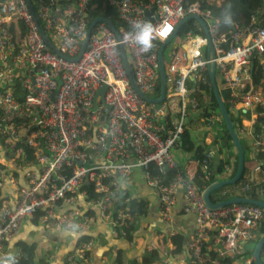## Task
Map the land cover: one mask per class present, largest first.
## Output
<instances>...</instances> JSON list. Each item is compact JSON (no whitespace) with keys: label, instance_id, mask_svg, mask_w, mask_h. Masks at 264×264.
Returning a JSON list of instances; mask_svg holds the SVG:
<instances>
[{"label":"built area","instance_id":"obj_1","mask_svg":"<svg viewBox=\"0 0 264 264\" xmlns=\"http://www.w3.org/2000/svg\"><path fill=\"white\" fill-rule=\"evenodd\" d=\"M91 1L31 0L36 19L27 0H0V261L20 255L21 248L11 254L7 244L19 234L23 221L38 212L43 213V226L51 230L88 231L93 220L90 208H97L113 229L127 225L129 214L114 217L112 206L122 189L121 179L141 168L159 192L160 214L166 221L173 218L180 190L184 212L194 217V232L185 242L183 256H172L169 244V250L162 253L164 264H223L222 260L252 264L254 245L264 234V207L242 202L210 209L193 177L179 170L175 156L188 112H204L200 116L207 126L223 119L215 111L205 115L193 95L200 90L210 64L206 56L209 39L201 25L195 20L201 33L193 29L183 36L178 33L166 46L167 92L161 103L145 100L133 87L120 46L126 49L139 88L148 97L158 98L160 45L187 16L198 15L206 23L216 55L219 90L228 96L227 109L252 113L238 129L252 135L258 159L245 181L230 191L231 197L252 198L257 186L264 190V129H255L257 109L264 113V90L247 89L246 80L256 54L264 52V15H254L249 24L236 23L230 33H223L212 11L199 1L104 0L116 6L124 23L117 29L120 36L140 20L151 21L160 32L169 31L143 52L132 43H120V37L100 22L85 52L76 59L90 25ZM43 33L63 55L48 45ZM105 83L108 88L102 102L96 95ZM213 156L211 149L205 154L207 175ZM150 163L161 171L176 169L174 180L159 184ZM86 186L92 188L94 197ZM80 201L88 205L87 211L79 206ZM92 241L69 254L68 264H80L76 258L87 261L85 250L92 247ZM261 258L264 261V247Z\"/></svg>","mask_w":264,"mask_h":264},{"label":"trees","instance_id":"obj_2","mask_svg":"<svg viewBox=\"0 0 264 264\" xmlns=\"http://www.w3.org/2000/svg\"><path fill=\"white\" fill-rule=\"evenodd\" d=\"M139 3H146L149 0H135ZM199 1L203 8L209 9L212 11L215 19L219 22L220 30L223 33H230L233 28L234 24L246 25L252 21L254 15L258 18H261L264 15V0H191ZM87 16L90 20H94L97 17H104L108 19L112 24L115 26L116 29L124 26V23L121 21L118 10L116 6L105 4L104 0H92L90 8L87 12ZM225 16L230 17V23L225 24L223 19ZM190 21V20H189ZM189 21L186 22L180 29L179 35L183 36L186 32L190 29H193L196 33H201L198 28H195V24L190 26ZM195 21V20H193ZM196 22V21H195ZM220 77L218 73H216V81L219 86ZM247 82V89H257L260 91L264 90V52L256 54L255 58L252 61L249 70V78L246 80ZM200 84V90L194 91L193 95L200 101V105L203 106L204 110H206L205 115H208L211 111H215L216 113H220L219 104L217 97L215 95V91L210 81V77L208 71L205 72V80ZM160 80L158 84V94H160ZM191 88L192 83H191ZM223 100L228 103V96L226 92L221 91ZM260 112L256 124L255 129L256 132L261 131L264 129V113L260 108L257 109ZM199 113V114H198ZM203 116L204 112H197L192 114V112H188V123L185 132L181 137V142L176 149H180L182 153L189 154L190 157L198 163L197 172L192 178V182L196 186L199 191H203L207 188L210 184L217 180H221L223 178H232L238 168V153L233 142V139L227 129L226 123L224 119H222V127L223 129L219 131V126L216 125L217 134L215 135V139L212 142V145H207L203 141L195 140L194 136L190 128L192 127L194 116ZM252 117V113L249 110L246 113L242 111L239 112L238 115L235 113L231 114L232 121L234 123L235 130L238 129V125L244 119H250ZM219 124V123H216ZM243 148H244V168L243 173L241 176L240 182L245 181L246 175L249 173L250 169L247 167V163L251 160V150L250 147L241 140ZM213 146L218 151L219 157L212 158L209 160V172L207 173L203 170V161L205 158V154L208 150ZM226 152L228 153V157L226 159L222 156V154ZM221 154V155H220ZM176 156V155H175ZM177 158V157H176ZM219 158V159H218ZM178 161V159H177ZM179 163V161H178ZM228 164L232 166V170L225 172V165ZM150 170L153 177L159 178V184H168L174 180L175 175L177 173L176 169H169L166 168L165 170L161 171L154 163H150ZM179 170L186 175V170L184 169V165L179 163ZM238 182L235 185H238ZM233 185H228L222 187L211 195V200L213 202H218L221 200H225L230 198L234 194L227 191L228 188L232 187ZM88 189V194L90 197H94V192L90 186H86ZM158 191V190H157ZM226 192V193H223ZM182 196L184 197L183 192H181ZM250 196L255 200H261L262 198L264 201V190L262 187L257 186L254 191L250 194ZM112 215L114 217L119 216L120 214L126 215L129 214L127 217V225H123L120 227L114 228L117 235L121 238H124L127 242L136 243L137 240L135 238V233L140 227L141 220L146 218L149 215L150 210V201L146 197H139L134 192L129 191L128 189H122L117 193L115 198V204L112 206ZM183 210V209H182ZM184 212V210H183ZM184 214H186L184 212ZM43 213L38 212L34 215L31 219L32 223L38 225L40 220L42 219ZM188 215V214H186ZM264 229V228H263ZM125 232V234H123ZM115 233V234H116ZM157 237L156 245L152 248H147L144 250L143 254L137 258H130L126 252L122 249H118L116 253L112 250H108L106 255L113 256L116 255L114 264H164L162 253L164 250H169V245L171 244V250L169 252L172 256L179 259L183 256L184 249H185V242L188 239V236L184 234L182 231H176L175 233H165L162 230H158L155 232ZM53 240H56L55 238ZM93 240L92 236L88 233L81 234L76 242L77 248H82L85 243L91 242ZM93 242V241H92ZM17 244L20 246L21 251L20 255L13 256L15 258V264H38L36 259V249H37V242H24L22 240L17 241ZM102 245H107V241L103 239L101 241ZM256 245V243H255ZM254 245V247H255ZM142 244L136 245V247H141ZM70 252L69 254H72ZM92 256V250H85V257L87 260L90 259ZM42 260V259H41ZM83 260H76V262L81 263ZM226 261V262H225ZM223 264H227L229 260H222ZM40 263L48 264L47 260ZM252 264H255L254 262Z\"/></svg>","mask_w":264,"mask_h":264},{"label":"crops","instance_id":"obj_3","mask_svg":"<svg viewBox=\"0 0 264 264\" xmlns=\"http://www.w3.org/2000/svg\"><path fill=\"white\" fill-rule=\"evenodd\" d=\"M190 89H193V87H190ZM193 119L192 127L188 128H190L192 135L195 137L194 139L197 141H203L207 145H212L217 132L223 129L222 124H216L219 126L218 131L216 130V125L207 126L201 116L196 115ZM244 121L246 124L248 120L245 119ZM238 130L245 135V138L250 140L248 141L242 137L251 150V160L247 163V167H249L251 171L256 165L258 159L256 156L259 151L256 153V148L252 145V135L244 129ZM210 149L214 151L213 158H216L217 156L219 157L218 151L215 147L213 148L212 146ZM175 155L179 163L184 165L186 174L190 177H194L197 172L198 163L193 160L189 154L182 153L180 149L175 150ZM222 156L226 158V156L228 157V153L224 152ZM231 168L232 167L229 165V169L225 172L231 171ZM256 175H258V173H256ZM121 185L124 189L134 192L139 197H146L150 201L149 215L141 220L140 227L135 233V238L137 240L136 243L127 242L124 238L119 237L115 230L101 219L99 210L97 208H90L89 213L93 216V220L90 224L89 230L83 233L72 230H51L45 228L41 220L38 225L32 223L31 219L34 216L26 218L22 223L19 234L7 244V250L11 254L19 252L20 246L17 244V241L19 240L28 243L37 242L36 259L38 264H43L40 263V261L43 262L44 260H47L49 262L48 264H68L67 256L70 252H74V250L77 249L76 242L78 237L81 234L88 233L93 238V245L90 248L92 250V256L89 260L82 261L80 264H114L116 255L113 254L112 257L106 255L108 250L112 248L116 253L118 249H122L130 258H139L145 249H150L156 245L157 237L155 232L158 230L170 234L175 233L176 231H182L188 236V238L193 234L195 228L194 217L189 214H184L182 210L185 199L181 194V192H183L182 190H180L177 204L173 208L172 220L166 221L160 214L159 192L154 186L147 182L141 168H135L131 176L122 178ZM231 190L232 187L228 188L227 191ZM79 206L84 211L88 210V205L83 201L79 202ZM54 238L56 240H53ZM103 239L107 241V245L101 244ZM139 244H142V246L140 248L136 247V245ZM76 259L78 260V258Z\"/></svg>","mask_w":264,"mask_h":264},{"label":"water","instance_id":"obj_4","mask_svg":"<svg viewBox=\"0 0 264 264\" xmlns=\"http://www.w3.org/2000/svg\"><path fill=\"white\" fill-rule=\"evenodd\" d=\"M29 3V7L31 12L33 13L34 17L37 19L36 17V13L33 9V5L31 3V0H27ZM149 15V14H147ZM189 20H196L202 27L203 29V33L204 35L209 39L208 45H207V49H206V56L207 58L210 60V64L208 67V74L210 77V81L211 84L213 86V89L215 91V95L217 97L218 100V104H219V109H220V113L222 115V118L224 119L227 129L233 139V142L235 144L237 153H238V168H237V172L236 174L232 177V178H225V179H221V180H217L215 182H213L212 184H210L207 188H205L202 192V197L204 202L206 203V205L212 209H218V208H222L228 205H232V204H236V203H249L252 205H258V206H262L264 207V201H260V200H255L252 198H248V197H230L227 198L225 200H221L218 202H213L211 200V195L213 192H215L216 190L228 186V185H234L237 184L240 180H241V176L243 173V168H244V164H245V160H244V148L242 145V142L239 138V136L237 135V132L235 130L234 127V123L232 121L231 118V114L232 111H230L229 109H227L225 102L223 100L222 94L219 90V86L217 84L216 81V55L214 52V48L213 45L210 41V37H209V33H208V28L206 23L199 18L198 15H190L187 16L185 18H183L176 26L174 33L165 41L160 45L159 48V52H158V61H159V73H160V84H161V91H160V96L158 98H150L148 97L138 86L136 80L133 77L132 74V70H131V65L128 61L127 58V53H126V49L125 47L122 45L120 46V54H121V58L124 64V67L127 70L129 79L131 81V84L133 85V87L136 89V91L140 94V96L142 98H144L147 101H153L155 103H161L164 101L165 96H166V92H167V79H166V73H165V58H164V51L166 46L175 38V36L179 33L181 27L188 22ZM100 22H104L106 23L111 29L112 31L117 35V37H120V34L118 32V30L115 28V26L112 24V22H110L108 19L104 18V17H97L94 20L91 21L89 28L87 30L86 33V37L83 41L82 44V49L80 52V55L76 58L79 59L80 56L85 52L87 44L89 42V38L91 36L92 30L94 29V27L100 23ZM43 38L45 39V41L48 43V45L53 48L58 54L63 55L49 40V38L47 37V35L45 33H43ZM108 88V85L105 83L103 84L97 92L96 98L98 96H100V100L102 102H104V95L106 93V90ZM245 112V111H244ZM235 115H238L239 112L237 110H234ZM264 247V234L260 237V239L258 240V242L255 245L254 251H253V256H254V263L255 264H264V261L261 258V250Z\"/></svg>","mask_w":264,"mask_h":264},{"label":"clouds","instance_id":"obj_5","mask_svg":"<svg viewBox=\"0 0 264 264\" xmlns=\"http://www.w3.org/2000/svg\"><path fill=\"white\" fill-rule=\"evenodd\" d=\"M225 24L230 23V17L225 16L223 19ZM166 28L163 32L157 30L153 23L149 20H140L134 22L126 33L121 34L120 43H132L139 47L143 52L152 49L154 42L158 39L162 40L168 33ZM0 264H15V258L9 255L6 260L0 261Z\"/></svg>","mask_w":264,"mask_h":264},{"label":"rangeland","instance_id":"obj_6","mask_svg":"<svg viewBox=\"0 0 264 264\" xmlns=\"http://www.w3.org/2000/svg\"><path fill=\"white\" fill-rule=\"evenodd\" d=\"M196 22L195 21H193V20H190L189 21V24H190V26H193L194 24H195ZM165 56H166V54H165ZM236 132H237V135L239 136V138H240V140H243L244 141V139L243 138H245L244 136V134H242V132L240 133L239 132V130L237 129L236 130ZM243 137V138H242ZM245 139H247V138H245ZM248 141H250L249 139H247ZM221 155V154H220ZM218 157V156H217ZM227 157V156H226ZM219 159V158H218ZM226 159V158H225ZM230 166H231V164H230ZM232 167V166H231ZM233 168H231V170H232ZM233 186H235V184L233 185ZM250 248H252L253 247V244H251L250 246H249Z\"/></svg>","mask_w":264,"mask_h":264}]
</instances>
